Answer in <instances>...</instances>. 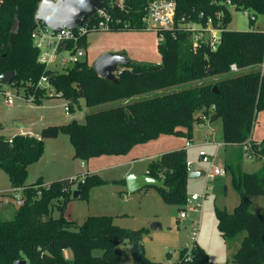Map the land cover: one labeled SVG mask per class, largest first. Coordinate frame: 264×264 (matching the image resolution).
Listing matches in <instances>:
<instances>
[{
  "label": "trees",
  "instance_id": "1",
  "mask_svg": "<svg viewBox=\"0 0 264 264\" xmlns=\"http://www.w3.org/2000/svg\"><path fill=\"white\" fill-rule=\"evenodd\" d=\"M39 1L0 0V75L14 70L15 83L12 80L9 84L23 86L24 95L34 91V84L43 72L49 74L54 94L63 96L70 109L79 98L91 107L226 74L218 77L214 86L194 85L100 108L87 112L82 122L73 119L42 127L38 136L0 135V168L6 172L10 187H23L25 194L11 218L0 217V264H16L17 260H25V264H119L127 252L134 264H156L145 255L142 229L121 227L104 215L87 216L80 225L65 219L63 212L74 190L73 179H57L47 186H41L42 180L38 179L33 185H26L27 165L39 158L43 140L56 137L60 130L71 140L73 156L87 160L103 154H125L134 145L160 134L190 140L195 123L217 118L222 122V141L234 146L228 153H234L235 157L226 159L225 172H229L234 189L245 198L231 211L215 208L217 229L229 240L239 238L230 259L232 263L264 264V211L253 212L249 208L252 197L264 196V141L252 140L251 146L253 157L262 159L261 168L247 172L241 166L242 143L251 135L258 109L264 108V73L260 70L264 60V31L228 29L231 14L224 0H174L175 24L196 22L204 27L209 18L211 26L220 30L215 49H211L205 37L197 48L191 49L190 32H165L157 42L159 63L132 61L120 65L113 81L99 76L92 63L83 57L64 69L45 71L31 40ZM150 1L120 0V6L119 0H103L102 6L110 18L108 31L145 30L142 16ZM230 1L234 8L254 17L264 13V0ZM91 18L88 16L86 22ZM96 21L92 20L86 32L77 37V47L85 48L87 35L95 31L91 27ZM73 43L67 41L72 50ZM232 63L241 71H230ZM35 93L46 95V89L38 88ZM197 109H202L201 115L195 114ZM187 159L183 146L160 153L146 166L148 175L162 181L160 186L152 187L168 204L180 207L186 202ZM91 176L94 181H102L95 173ZM34 184L39 187L35 189ZM89 184L87 178L78 182V196L87 198ZM54 210L57 216L52 215ZM241 233L244 234L238 237ZM65 249L72 251L71 258L64 256ZM95 249H100L101 254H93ZM186 251L185 246L176 260L165 264H210L203 247L195 240L188 254Z\"/></svg>",
  "mask_w": 264,
  "mask_h": 264
},
{
  "label": "rangeland",
  "instance_id": "2",
  "mask_svg": "<svg viewBox=\"0 0 264 264\" xmlns=\"http://www.w3.org/2000/svg\"><path fill=\"white\" fill-rule=\"evenodd\" d=\"M227 6L231 14V21L227 25L228 29H259L264 31V13L256 14L255 19L250 22L248 12L236 9L234 5ZM197 25V23H193V26ZM157 41L158 37L152 30L129 32L92 31L87 35L82 59L86 57L92 63L102 50L116 46L125 50L127 53V56H125L131 61L133 59L141 61L148 59L151 63H159L160 54L157 49ZM62 54L67 55V51H62ZM55 70L60 69L55 68ZM240 71L237 70V72ZM224 74L226 73L198 78L165 89H157L131 98L110 101L91 107L85 106L84 100L79 98L78 103L72 105V109L66 105V99L63 96L54 94L52 89L46 91V95H36L34 101H30L23 98L25 92L23 86L2 84V90L17 95H14L13 102L8 104L5 102L4 95L0 93V122L3 124V127L0 124V135L10 137L19 132V129L14 126L17 121L22 124L26 122L24 130L30 133L28 135H34L39 133L42 127L61 125L73 119L82 122L87 112L117 106L125 101L138 100L153 94L172 92L194 85L211 84L214 86L213 83ZM39 97H42L40 102H36ZM195 114L201 115L202 109H197ZM195 128L197 129L196 136L200 137L204 129H199L198 125ZM221 129V119H216L213 123L211 139L222 141ZM252 135L257 140L264 138V108L257 111L251 130ZM150 141H152L150 145L154 147V151H145L144 148H141L138 152L130 149L125 154H103L86 160L73 156V144L69 137L60 130L56 137L43 140V150L39 158L27 165L25 184L33 185L38 179H41V186H47L48 182L70 178L73 179L72 188L75 190L78 182L87 178L90 180L87 198L71 195L64 209L63 217L80 225L87 216L104 215L110 217L114 224L121 227L133 230L142 229L141 239L145 255L155 260L156 264H165L168 260H176L180 250L185 246L191 247L193 240L203 247L210 264H234L230 259L237 248L239 238L229 240L221 236L217 229L215 216V208L224 207L231 211L238 200V191L232 186L229 172H225V174L207 183L203 175L188 180L186 197L194 192L204 193L200 211L191 210L189 203H185L180 207L166 203L153 187L129 191L125 177L130 173L140 174L139 172L146 169L148 162L154 159L153 155L145 156V154L155 151H169L184 146L186 139L174 134H160L147 142ZM201 150L210 153L213 148L209 150L200 147L195 155L197 156ZM228 150L230 151L231 148ZM191 152L194 151L188 150V159L193 155ZM137 154H140V157L133 158ZM237 156H239L238 153ZM234 157V153L226 156L223 147H220L216 152V161L222 166L226 163V159L229 160ZM241 161L242 170L247 172H256L262 165V159L259 157L247 158L243 155ZM94 173L102 181L92 180L91 174ZM38 185L34 184L33 187L37 189ZM0 191V217L2 219L11 218L16 206L13 198L15 191L10 187L7 174L2 168H0ZM17 193L20 195L22 191L20 190ZM251 199L252 202L249 206L251 211L264 210L263 196L252 197ZM182 209L187 212L185 217L179 215ZM57 214L56 210L52 213L54 216H57ZM194 222H197V224L194 225ZM151 223H157L158 226L152 228ZM243 234H239L238 237ZM123 249L127 248L124 247ZM101 252L100 249L93 250L95 255H100ZM64 256L71 258L72 251L65 249ZM119 264L134 263L127 252V255L124 254L121 257Z\"/></svg>",
  "mask_w": 264,
  "mask_h": 264
},
{
  "label": "built area",
  "instance_id": "3",
  "mask_svg": "<svg viewBox=\"0 0 264 264\" xmlns=\"http://www.w3.org/2000/svg\"><path fill=\"white\" fill-rule=\"evenodd\" d=\"M224 3L230 5L231 1L224 0ZM119 5L121 6L120 0ZM175 8L176 3L174 0H151L145 8V14L142 16V22L144 23L145 30L154 31L158 40L163 38L165 32H170L171 34H175L178 30L190 32L192 39L191 49L197 48L200 40L204 37L207 43L211 46V49H215L217 43L219 42L220 30L211 26V20L208 18L204 27L199 24L197 26H193V22L175 24ZM90 16L94 19L91 18L87 22L85 19L83 23L73 29L61 27L58 30H54L47 26L43 21L35 20V25L31 32V40L33 46L38 52L37 60L44 65L45 71L55 70V68L64 69L65 67L76 63L84 56V48L80 46L77 47L75 43L77 37L86 32L89 23L92 20H97L96 24H92V30L108 31L110 18L105 10V7L101 5ZM253 17L254 16L251 15V18ZM68 40L74 41L73 50L72 46H68ZM62 51H67V55L62 54ZM229 68L232 72L238 70L235 63L230 64ZM260 70L264 73V60L260 63ZM38 88H44L46 91L52 89L48 73L43 72L34 84V91L28 92L26 95L23 94V98L34 101L37 95L35 90ZM0 93L4 95L5 102L8 104H11L13 102L14 95H17L5 90H0ZM65 108L68 109L67 106H65ZM222 143L218 142L216 143V146H219ZM242 145L244 149L243 155L247 158H253L251 135L242 143ZM191 146H193L191 140H186L184 147L188 148ZM185 166L187 173L200 170L206 183L225 174V167L216 161V153L210 154L203 150L198 153L196 159H187ZM12 189L15 191L13 196L15 204H21L25 199L23 187H13ZM20 190L22 191V194L19 195L17 192ZM203 198L204 193L194 192L186 198L185 203H189L191 205V210L200 211ZM179 215L181 217H185L187 215L186 210L182 209ZM196 224L197 222H194V225ZM189 250L190 247H187L186 254L189 253ZM189 257L190 256L188 255V258Z\"/></svg>",
  "mask_w": 264,
  "mask_h": 264
},
{
  "label": "water",
  "instance_id": "4",
  "mask_svg": "<svg viewBox=\"0 0 264 264\" xmlns=\"http://www.w3.org/2000/svg\"><path fill=\"white\" fill-rule=\"evenodd\" d=\"M103 3V0H40L36 8L35 20L43 21L47 26L54 30L61 27L73 29L83 23V21L92 15ZM132 62L128 57L121 53L107 51L99 54L92 62V66L99 76L116 81L115 72L118 66ZM15 78V71L10 70L0 75L1 84H9ZM15 81H12L14 84ZM215 87H213L214 89ZM199 172H188L187 178L198 177ZM127 189L136 191L144 187L160 186L161 180H158L147 173H130L125 177ZM80 190L75 189L72 196H78ZM242 200H245L241 194ZM157 223H151L152 228H156ZM16 264H25V260H17Z\"/></svg>",
  "mask_w": 264,
  "mask_h": 264
},
{
  "label": "crops",
  "instance_id": "5",
  "mask_svg": "<svg viewBox=\"0 0 264 264\" xmlns=\"http://www.w3.org/2000/svg\"><path fill=\"white\" fill-rule=\"evenodd\" d=\"M143 31V30H142ZM108 32H113V31H108ZM114 32H129V31H114ZM158 42V41H157ZM107 51H112V52H115V53H121L123 55H126L127 56V53L125 52V50L121 49V48H117L116 46H113V47H110V48H106L104 50H102L99 54L101 53H104V52H107ZM98 56V55H97ZM86 58V57H85ZM87 59V58H86ZM88 60V59H87ZM145 61H142V62H150L148 59H144ZM133 61H141V60H137V59H133ZM151 63V62H150ZM196 115H199V114H196ZM217 119H220V118H217ZM216 120V119H215ZM215 120H209V119H204L203 121L199 122V123H195L193 125V129H192V138L190 139L191 142L193 143V146L191 147H188V148H185L186 149V152L188 154V150H193L194 152H191L193 153V155L191 156L190 159H196L197 156L195 155L196 152H197V149L200 148V147H203V148H208L209 150H212V152L210 151V154L212 153H216L218 151V149L220 147H223V150H224V153L227 155H229L228 153V149L231 147H234L233 145H226L225 143H222L223 141H215L213 139H211V132H213V123ZM1 126L3 127V124L0 122ZM198 125L199 129H204L203 131V134L200 136V137H197L196 136V132H197V129L195 128V126ZM15 127H17V129H19V132H17L16 134H30L29 132H26L24 130V128L26 127V122L25 123H21V122H15L14 124ZM206 128V129H205ZM198 129V130H199ZM40 131V130H39ZM222 131V129H221ZM1 134V132H0ZM39 133L37 134H34L35 136H38ZM222 134V133H221ZM259 135V134H258ZM12 136L8 137V138H11ZM183 137V136H182ZM222 137V136H221ZM185 139V137H183ZM252 140H254L256 143H260L261 141H264V138L260 139V140H257L254 138V136L252 135L251 136ZM152 141L150 142H144V143H140V144H136L134 145L131 149L132 151L133 150H137L138 152L141 150V148H144L145 151H154V147H152L151 144ZM222 143L220 144L219 146H216V143ZM145 146V147H144ZM229 146V147H228ZM183 146H179V147H176V148H182ZM228 147V148H226ZM175 149V148H173ZM188 149V150H187ZM167 151V150H166ZM163 151H155V152H150L148 154H145V156L149 155V156H154L157 157L160 153H162ZM156 155V156H155ZM196 156V157H195ZM140 157V154L136 155V157H133V158H138ZM195 172H199L201 174V171L200 170H197ZM140 174L142 173H146V169L143 171V172H139ZM201 176V175H200ZM199 177V176H198ZM196 178V177H194ZM189 179H193V178H188L187 179V183H188V180ZM49 183V182H48ZM145 188V187H144ZM257 197V196H255ZM264 197V196H263ZM241 200V196L240 194L238 193V200L237 202L235 203L238 204ZM234 205V206H235ZM233 206V207H234ZM229 211V210H228ZM253 211V210H252ZM264 211V210H263ZM253 212H262V210H256V211H253ZM238 246V245H237Z\"/></svg>",
  "mask_w": 264,
  "mask_h": 264
},
{
  "label": "bare ground",
  "instance_id": "6",
  "mask_svg": "<svg viewBox=\"0 0 264 264\" xmlns=\"http://www.w3.org/2000/svg\"><path fill=\"white\" fill-rule=\"evenodd\" d=\"M247 12V11H246ZM251 15L252 14H249L248 16H249V18L251 19V20H254L255 19V17H253V18H251ZM193 23H196V22H193Z\"/></svg>",
  "mask_w": 264,
  "mask_h": 264
}]
</instances>
